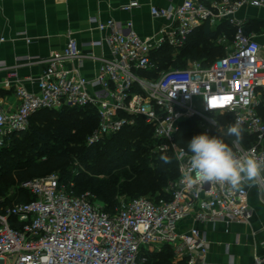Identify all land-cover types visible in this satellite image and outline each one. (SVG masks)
Masks as SVG:
<instances>
[{
  "label": "built area",
  "instance_id": "2783aa9c",
  "mask_svg": "<svg viewBox=\"0 0 264 264\" xmlns=\"http://www.w3.org/2000/svg\"><path fill=\"white\" fill-rule=\"evenodd\" d=\"M138 5L134 0L123 9ZM243 6L264 8V0H183L172 8L153 7L155 17L169 18L171 24L169 31L151 37L139 36L132 22L122 26L93 18L98 30L109 33L92 44L106 43L110 57L85 55L70 37L63 51L44 61L37 91L16 87L17 108L0 109V151L13 133L29 128L37 111L88 106L98 118L88 144L142 118L158 140L154 150L172 152L179 174L169 197L121 198L113 211L97 204L90 192L76 193L74 184L62 183L57 173L25 181L31 200L0 201V264H152L154 254L165 249L173 264H210L203 226L250 222L249 187L233 190L206 181L190 185L189 179L196 180L190 153L177 141L186 120H194V131L209 135L224 118L227 125L239 121L247 135L246 142L231 141L233 151L264 158V57L246 21L235 17ZM205 21H227L235 28L225 54L208 65L194 61L185 68H159L153 53L170 46L175 58ZM93 57L100 66L87 77L81 63ZM252 264H264V255H256Z\"/></svg>",
  "mask_w": 264,
  "mask_h": 264
},
{
  "label": "trees",
  "instance_id": "16d2710c",
  "mask_svg": "<svg viewBox=\"0 0 264 264\" xmlns=\"http://www.w3.org/2000/svg\"><path fill=\"white\" fill-rule=\"evenodd\" d=\"M256 22L257 19L248 22L246 31L258 30L261 23ZM234 32L235 28L228 22L213 29L205 23L195 29L175 58L173 49L165 46L153 53V59L161 69L170 63L185 68L190 60L208 65L225 54L223 45L215 41L217 37L225 33L233 38ZM147 74L154 75L153 72ZM194 123V120H186L178 133V143L186 148L194 136L201 135L193 130ZM97 125L96 112L88 106L37 111L30 119V128L13 133L1 150L0 179L15 174L16 180L23 182L58 172L60 181L73 183L76 193H83L87 188L96 192L108 211L115 209L119 194L151 193L155 197H169L168 191L179 174L178 162L172 152L154 150L158 140L153 136V128L137 118L134 125L88 144L87 138ZM242 141H247L244 132ZM161 155H167L170 163L165 164ZM113 164L122 168L121 172L108 170ZM92 172L107 173V178L95 180L90 178ZM4 186L0 182L1 194H5ZM31 199L27 190H21L16 200ZM5 201L4 204H9L12 200ZM152 264H173L171 251L165 249L154 254Z\"/></svg>",
  "mask_w": 264,
  "mask_h": 264
},
{
  "label": "crops",
  "instance_id": "0c3cea01",
  "mask_svg": "<svg viewBox=\"0 0 264 264\" xmlns=\"http://www.w3.org/2000/svg\"><path fill=\"white\" fill-rule=\"evenodd\" d=\"M132 1L0 0V63L4 64L0 68V109L13 111L17 108L19 100L15 91L18 85L31 91L38 90L36 81L45 68L44 61L63 51L70 37L78 41L83 54L110 57V48L106 43L101 46L92 44L108 35L109 30H98L91 19L95 18L99 22L113 19L122 26L132 22L139 36L151 37L162 29L169 31L171 24L169 18L155 17L152 8H172L183 2L137 0L138 6L123 9ZM202 1L210 4L214 0ZM235 17L245 20L246 24L253 19L261 23L260 31L250 32L259 41L264 57V8L243 6L235 13ZM224 22L227 21L214 24L205 21L200 26L209 23L213 29ZM2 37L4 40H1ZM223 37L227 35L222 33L217 37V44L223 45ZM194 61L198 60H190L187 65ZM99 66L100 60L96 57L83 58L81 72L93 77ZM248 204L253 209L249 223L203 226L210 242V264H252L256 255H264V202L258 197L255 187L249 188Z\"/></svg>",
  "mask_w": 264,
  "mask_h": 264
},
{
  "label": "clouds",
  "instance_id": "9594fccd",
  "mask_svg": "<svg viewBox=\"0 0 264 264\" xmlns=\"http://www.w3.org/2000/svg\"><path fill=\"white\" fill-rule=\"evenodd\" d=\"M255 2V0H254ZM220 137L207 134L194 136L187 144L190 153L189 164L196 175V180L189 179V184L197 181L218 182L227 184L231 189L242 186L257 189L258 197H264V158L254 153L237 155L224 137H232L234 144L243 139V128L239 121L219 129ZM160 159L170 163L167 155Z\"/></svg>",
  "mask_w": 264,
  "mask_h": 264
},
{
  "label": "rangeland",
  "instance_id": "374dc122",
  "mask_svg": "<svg viewBox=\"0 0 264 264\" xmlns=\"http://www.w3.org/2000/svg\"><path fill=\"white\" fill-rule=\"evenodd\" d=\"M260 28H261V26L259 27V29L258 30H254V31H256V32H258V31H260ZM232 41V37H230L229 35L225 38V40H224V42L225 43H223V47H224V49L226 50V46H229V43ZM170 65H172V66H174L173 64H168L167 66H166V68H169L170 67ZM226 120L224 119V118H222L221 120H220V123H221V125H220V127L218 128V129H216V130H214L209 136L210 137H212L213 135H218V137H220V135H221V133H220V131H219V129L221 128V127H226V126H228L227 124H226ZM29 128H30V126H29ZM28 128V129H29ZM224 139H225V141H227V143L230 145L231 144V141L233 140V138L232 137H227V136H225L224 137ZM0 154H1V151H0ZM110 168H112V171L113 172H121L120 170H122V168L121 169H119L118 167H117V165L116 164H113V165H111V166H109L108 167V170L110 169ZM128 168V167H127ZM56 173H58V172H56ZM90 178H93V179H97V180H101V179H105V178H107V173H105V174H96V173H91V176H90ZM11 181V184H9V185H7L9 182ZM0 182H3V184L5 185L4 187V189H5V194H1L0 193V201L1 202H3V203H5L6 201L5 200H7V198H10L12 201L11 202H9V204H11V203H13V202H16L17 200V198L19 197V193L21 192V190L22 191H24V190H26L25 189V186H24V182L25 181H23V182H21V181H17L16 180V176H15V174H12V176H9V177H3V178H1L0 179ZM84 192H90V194H91V196H92V198L94 199V201L97 203V204H99V205H101V206H104V203L102 202V200L100 199V198H98V196H97V193L95 192V193H92L91 191H90V189L89 188H87ZM152 195H151V193H145V194H140V195H128V194H119L117 197H118V201L121 199V198H125V199H133V198H136V197H151Z\"/></svg>",
  "mask_w": 264,
  "mask_h": 264
},
{
  "label": "snow or ice",
  "instance_id": "6c2138e0",
  "mask_svg": "<svg viewBox=\"0 0 264 264\" xmlns=\"http://www.w3.org/2000/svg\"><path fill=\"white\" fill-rule=\"evenodd\" d=\"M225 99H230V97L229 98H225Z\"/></svg>",
  "mask_w": 264,
  "mask_h": 264
}]
</instances>
